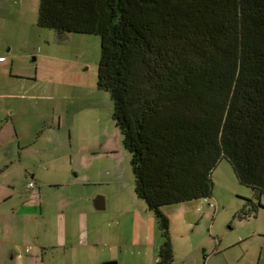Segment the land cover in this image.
<instances>
[{"label": "trees", "instance_id": "trees-1", "mask_svg": "<svg viewBox=\"0 0 264 264\" xmlns=\"http://www.w3.org/2000/svg\"><path fill=\"white\" fill-rule=\"evenodd\" d=\"M37 25L100 38L96 85L160 230L155 264L173 262L165 206L211 197L219 160L251 192L238 217L264 208V0H39Z\"/></svg>", "mask_w": 264, "mask_h": 264}, {"label": "rangeland", "instance_id": "rangeland-1", "mask_svg": "<svg viewBox=\"0 0 264 264\" xmlns=\"http://www.w3.org/2000/svg\"><path fill=\"white\" fill-rule=\"evenodd\" d=\"M38 5L39 0H28L27 9L16 6L10 9L12 13L6 11L9 17L6 14L0 17L5 16L0 35L16 38L13 39L15 50L27 54L15 64L22 69L29 67L31 142L53 149L48 147L51 129L34 110L38 105L41 104L40 110L43 107L41 112L47 114L45 122L49 123L52 107L60 101L61 112L70 122L58 130L57 141L59 152L65 155L61 162L64 170L57 173V179L63 182L60 188L64 196L60 201L63 209H47L46 222L51 224L49 218H52L55 227L59 223L66 224L67 232L73 231L78 208L83 206L78 204L79 196L88 195L92 199L101 195L105 200L103 210L91 204L85 219L89 242L95 246L90 258L80 254L75 261L62 259L57 250L48 248L42 264H104L117 260V264H155L162 242L160 230L143 200H131L136 194L130 154L123 147L122 136L112 119L109 92L96 85L100 38L97 34L79 32L59 36L51 28L38 26ZM24 17L28 18L26 33L21 32L19 26L27 24L21 19ZM27 34L29 42L25 47L20 38ZM17 71L13 68V72ZM77 150L81 153L76 154L70 164V154ZM78 160L81 167L76 165ZM211 181L212 195L207 200L201 198L165 206L173 248L171 264H264V208L259 207L245 219L238 217L237 211L246 206L243 197L251 198V192L238 182L228 161L217 162L211 171ZM37 221L29 217V246L40 244L42 238L32 230L41 224ZM107 228L114 237L105 238ZM47 237L45 234L44 238ZM142 239L146 245L138 246L136 242ZM109 240L114 241L107 244ZM153 244L156 245L154 259L150 257ZM78 250L82 252L83 249ZM35 253L36 248L29 258ZM10 263L8 254L3 255L1 264Z\"/></svg>", "mask_w": 264, "mask_h": 264}, {"label": "crops", "instance_id": "crops-1", "mask_svg": "<svg viewBox=\"0 0 264 264\" xmlns=\"http://www.w3.org/2000/svg\"><path fill=\"white\" fill-rule=\"evenodd\" d=\"M16 6L27 9L28 0H0V17L6 14V11L12 13L10 9L14 10ZM8 15L5 16L9 17ZM5 16L0 18L1 26ZM21 19L27 24H19L20 31L26 33L28 18ZM13 39L17 40L14 37ZM13 39L0 35V57H3L0 59V264L5 254H8L12 264H42L44 255L48 254V248L57 250L62 259L68 258L72 261L79 258L80 254L85 258H90L91 250L95 246L93 242H89L85 219L89 215L91 204L93 205L92 200L96 196L92 199L88 195L78 197V204L83 206L78 208L76 225L72 226L73 231L67 232L66 224L59 223L55 227L52 218H49L51 224L46 222L47 209L49 211L63 209L60 204L61 198L64 197L60 193L63 182L57 179V173L64 170L61 162L65 155L59 152L57 141L60 136L58 130L62 125H70V122L66 114L61 112L60 101L52 107L49 123L45 122L47 114L41 112L43 107L40 110L41 104L38 105L34 110L51 129L52 133L48 134L51 137V145L48 147L53 149L50 150L42 145L35 146V143L31 142L29 139V67L22 69L19 64H15L27 54L18 53L15 50ZM20 39L24 43L22 45L27 47L29 34L23 35ZM13 68L19 72H13ZM80 153L81 150H77L76 153L70 154V164L74 162L76 154ZM76 165L81 167L82 164L78 160ZM74 171L77 172L76 169ZM29 180L34 181L33 188L27 187ZM131 200L137 201L136 195ZM29 217L41 223L36 228H32L42 237L40 244L35 246H29ZM45 234H48L47 238H44ZM104 236L108 239L114 237L109 233L108 228L104 231ZM95 241L98 245V240ZM112 241L114 240H109L107 244ZM136 244L145 246V239ZM124 245L126 246L125 242ZM155 247L156 245L153 244L154 251L150 253L153 259L156 252ZM26 248L29 250L26 251ZM34 248H36V253L29 258ZM77 248L83 249L82 252ZM156 260L157 257L155 262Z\"/></svg>", "mask_w": 264, "mask_h": 264}, {"label": "water", "instance_id": "water-1", "mask_svg": "<svg viewBox=\"0 0 264 264\" xmlns=\"http://www.w3.org/2000/svg\"><path fill=\"white\" fill-rule=\"evenodd\" d=\"M93 206L96 209H103L105 207L104 197L101 195H97L93 200ZM104 264H117L116 261H107Z\"/></svg>", "mask_w": 264, "mask_h": 264}, {"label": "built area", "instance_id": "built-area-1", "mask_svg": "<svg viewBox=\"0 0 264 264\" xmlns=\"http://www.w3.org/2000/svg\"><path fill=\"white\" fill-rule=\"evenodd\" d=\"M0 59H2V57H0ZM34 185H35L34 181H31V180H29V182L27 183V187H29V188H33ZM205 200H207V199L205 198ZM210 205H211V204H210ZM212 206L214 207V205H212ZM28 250H29V249L26 248V251H28Z\"/></svg>", "mask_w": 264, "mask_h": 264}, {"label": "flooded vegetation", "instance_id": "flooded-vegetation-1", "mask_svg": "<svg viewBox=\"0 0 264 264\" xmlns=\"http://www.w3.org/2000/svg\"><path fill=\"white\" fill-rule=\"evenodd\" d=\"M248 209H250V207H249V208H247V210H248Z\"/></svg>", "mask_w": 264, "mask_h": 264}]
</instances>
